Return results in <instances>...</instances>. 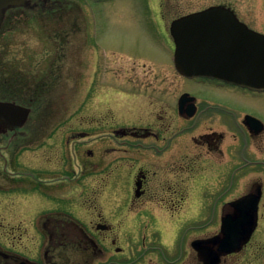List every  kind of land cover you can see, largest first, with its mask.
<instances>
[{"label": "flooded vegetation", "instance_id": "1", "mask_svg": "<svg viewBox=\"0 0 264 264\" xmlns=\"http://www.w3.org/2000/svg\"><path fill=\"white\" fill-rule=\"evenodd\" d=\"M172 2L161 3L171 12ZM209 7L264 36V0H214L170 24ZM144 8L147 24L166 18L158 21L156 0ZM164 34L172 64L175 43ZM173 67L180 84L150 95L132 123L0 126V264H204L205 248L218 250L212 239L236 215L235 201L260 192L259 224L264 88ZM1 72L5 100L11 75Z\"/></svg>", "mask_w": 264, "mask_h": 264}, {"label": "rangeland", "instance_id": "2", "mask_svg": "<svg viewBox=\"0 0 264 264\" xmlns=\"http://www.w3.org/2000/svg\"><path fill=\"white\" fill-rule=\"evenodd\" d=\"M147 1L154 0H48L41 11L34 6L38 22L16 14V30L7 23L0 31V72L9 71L13 84L38 89L26 127L91 130L132 123L155 91L180 84L169 62L173 42L164 32L172 18L214 0H172L171 12L156 0L158 21L166 18L148 24ZM50 9L57 15L49 18ZM229 264H264V201L252 240Z\"/></svg>", "mask_w": 264, "mask_h": 264}, {"label": "water", "instance_id": "3", "mask_svg": "<svg viewBox=\"0 0 264 264\" xmlns=\"http://www.w3.org/2000/svg\"><path fill=\"white\" fill-rule=\"evenodd\" d=\"M28 3L29 0H0V28L10 8ZM171 33L176 45L174 61L181 74L220 76L253 88H264V36L238 23L233 13L218 7L191 13L174 20ZM244 57L245 70L242 68ZM30 113V107L0 100V126L21 127ZM259 197L260 192L235 201L236 215L224 220L221 235L212 239L218 244V250H203L204 264H219L221 256L242 250L258 224ZM201 244V240L193 242L194 248L200 251Z\"/></svg>", "mask_w": 264, "mask_h": 264}, {"label": "trees", "instance_id": "4", "mask_svg": "<svg viewBox=\"0 0 264 264\" xmlns=\"http://www.w3.org/2000/svg\"><path fill=\"white\" fill-rule=\"evenodd\" d=\"M38 11H41V9L36 8ZM59 9V8H58ZM61 9V8H60ZM49 18H51L53 15H57L55 11L50 9L49 11ZM47 13V11H46ZM16 14H24L28 16V19H33L38 22L40 15H36L34 13V7H21V8H13L11 9L6 17L5 23L3 25V28L8 25L7 23L10 22L11 25V30H16V27H14L11 22L14 20ZM3 28L1 30H3ZM0 30V31H1ZM26 84H21V83H12L10 86V93L6 97L9 100H15L20 103H33L38 95V89L37 88H29V86H25ZM30 90V91H29ZM40 92V91H39Z\"/></svg>", "mask_w": 264, "mask_h": 264}]
</instances>
